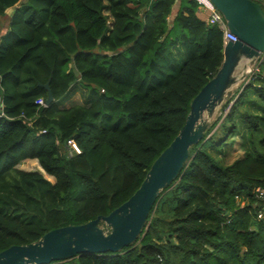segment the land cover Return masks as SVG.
<instances>
[{"label":"trees","instance_id":"16d2710c","mask_svg":"<svg viewBox=\"0 0 264 264\" xmlns=\"http://www.w3.org/2000/svg\"><path fill=\"white\" fill-rule=\"evenodd\" d=\"M254 1L264 10V0ZM200 7L0 0L9 19L0 39V252L107 216L140 188L224 60L223 31ZM257 66L216 131L191 148L133 244L51 264H264V113L244 110L252 95L264 105V54ZM47 84L53 101L38 105ZM79 86L82 104L61 108ZM70 140L81 153L70 156ZM234 146L246 149L231 164L215 155ZM28 160L55 182L19 167Z\"/></svg>","mask_w":264,"mask_h":264},{"label":"water","instance_id":"95a60500","mask_svg":"<svg viewBox=\"0 0 264 264\" xmlns=\"http://www.w3.org/2000/svg\"><path fill=\"white\" fill-rule=\"evenodd\" d=\"M209 1L223 14L230 33L238 40L225 44L221 68L192 100L184 126L154 161L140 188L107 216L51 230L35 243L11 246L0 252V264H51L79 255L117 253L137 240L160 193L181 175L190 159L191 148L203 140L210 119L232 95L240 63L249 60L254 64L264 54V10L260 3ZM72 68L78 76L74 64ZM45 88L49 93L48 106L53 97L49 84Z\"/></svg>","mask_w":264,"mask_h":264},{"label":"rangeland","instance_id":"374dc122","mask_svg":"<svg viewBox=\"0 0 264 264\" xmlns=\"http://www.w3.org/2000/svg\"><path fill=\"white\" fill-rule=\"evenodd\" d=\"M21 3H23V2H21ZM260 59L255 60L254 64H251V61H249V60H243L240 63L239 67L237 68V70L235 72V77L237 79V83L231 89L232 95L214 113L213 117L210 119L209 127H208L207 131H209L210 129H212V130L214 129L213 132L216 131V129L218 128L220 123L223 121L225 115L228 114V112H229V108L226 107V105L228 103H230L232 105V103L238 97L240 92L243 91V89L245 88V86L249 82V79L251 78V75L254 72H256L257 65H258ZM83 93H84V89H80L79 92H78V95L74 96L73 101L71 103H69V105L70 104L71 105H73V104H82ZM254 101H256V104L254 103ZM244 110L247 111V112H250V113H256L258 115H263V113H264V105L260 101H258V98L256 96L252 95V101L245 105ZM213 132H212V134H213ZM242 133H243V131H240V133H238L235 136V140L239 141L240 138H241V134ZM212 134H210L209 136H211ZM257 138L258 139L264 138V121H263V124H262L261 131L257 135ZM234 147L236 148V150L229 149V155L228 156H223V155L221 156L218 153H216L215 155L219 159H221V161L224 164H231L237 157L241 156L243 154L244 149H246V147H239V146H234ZM262 151L264 153V149ZM19 167L21 169H23V170H26V171L41 173L49 181L55 182L54 178L48 176L40 168V166H39L37 161H28V162L25 161ZM101 227L103 229L107 230L106 227L103 224L101 225Z\"/></svg>","mask_w":264,"mask_h":264},{"label":"built area","instance_id":"2783aa9c","mask_svg":"<svg viewBox=\"0 0 264 264\" xmlns=\"http://www.w3.org/2000/svg\"><path fill=\"white\" fill-rule=\"evenodd\" d=\"M195 1L200 3L201 7L206 8L210 11V15L207 19V23L211 25H216L223 31L225 44L228 41L236 42L238 40L234 35L230 33L228 26H227V22L223 14L220 11H218L209 0H195ZM256 71H258V66H257ZM36 104L41 105V106H46V102L43 99L38 100ZM3 116H4L3 106L0 104V118H2ZM68 149H69L70 156L81 153L79 147L74 142V140H70L68 142ZM257 191L258 192L260 191V193L264 195V191L260 189Z\"/></svg>","mask_w":264,"mask_h":264},{"label":"crops","instance_id":"0c3cea01","mask_svg":"<svg viewBox=\"0 0 264 264\" xmlns=\"http://www.w3.org/2000/svg\"><path fill=\"white\" fill-rule=\"evenodd\" d=\"M21 4L17 5L16 8H19L21 6ZM198 14L201 15L200 17L202 19L207 21L209 15H210V11L208 9H206V8L201 7L198 10ZM9 16H11V15H9ZM8 21H9V19H5V18H1L0 17V39L6 34ZM74 89L75 90H72L67 95L65 101L60 105L61 108H70L72 106L78 105V104H73V105L70 104L69 105V103H71L73 101L74 96L78 95V92L80 90V86L79 87H74ZM28 161H33V160H28Z\"/></svg>","mask_w":264,"mask_h":264},{"label":"bare ground","instance_id":"6f19581e","mask_svg":"<svg viewBox=\"0 0 264 264\" xmlns=\"http://www.w3.org/2000/svg\"><path fill=\"white\" fill-rule=\"evenodd\" d=\"M248 71V70H247Z\"/></svg>","mask_w":264,"mask_h":264}]
</instances>
